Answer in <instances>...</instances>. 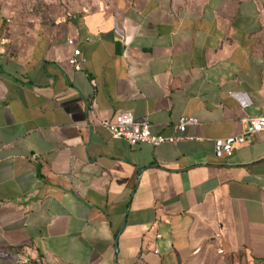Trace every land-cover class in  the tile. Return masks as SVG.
I'll return each mask as SVG.
<instances>
[{"label":"crops","instance_id":"0c3cea01","mask_svg":"<svg viewBox=\"0 0 264 264\" xmlns=\"http://www.w3.org/2000/svg\"><path fill=\"white\" fill-rule=\"evenodd\" d=\"M11 13L0 4V264H194L216 233L264 264V132L225 152L264 116V0ZM122 113L185 140L132 146L90 124ZM184 117L198 125L181 134Z\"/></svg>","mask_w":264,"mask_h":264},{"label":"built area","instance_id":"2783aa9c","mask_svg":"<svg viewBox=\"0 0 264 264\" xmlns=\"http://www.w3.org/2000/svg\"><path fill=\"white\" fill-rule=\"evenodd\" d=\"M69 65L77 72L83 71L86 59L82 56L80 50H76L72 57L68 60ZM236 97H244L242 95H236ZM250 103L245 99L243 106L248 107ZM95 127L106 130L114 140H124L132 146H138L142 144H148L153 147H160L165 144L174 145L185 140L183 136L180 137H164L161 135H154L151 133V124L147 120H136L129 113H122L116 116L114 119L98 120L90 123ZM198 125V121L194 118H181L179 123L175 126V129L181 134L185 133L190 126ZM245 131L241 138L227 144L226 154L231 156L233 151L237 149V146L241 142L252 143L255 140V136L264 132V116L247 119L244 121ZM86 127V126H85ZM34 159L38 156L34 155ZM222 236L220 233H216L214 236V242L211 246L216 251L218 256H224L226 253L222 249ZM202 249L198 248L194 251V255L201 254ZM26 260H20L19 264H25Z\"/></svg>","mask_w":264,"mask_h":264},{"label":"rangeland","instance_id":"374dc122","mask_svg":"<svg viewBox=\"0 0 264 264\" xmlns=\"http://www.w3.org/2000/svg\"><path fill=\"white\" fill-rule=\"evenodd\" d=\"M97 0H0L11 8V15L19 18H61L64 15L92 5ZM193 264V263H192ZM194 264H247L243 258L218 256L217 254L201 258Z\"/></svg>","mask_w":264,"mask_h":264}]
</instances>
